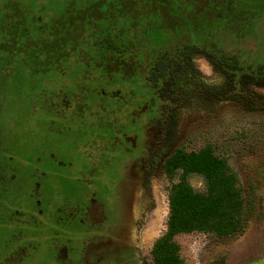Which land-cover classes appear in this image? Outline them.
Listing matches in <instances>:
<instances>
[{"label": "rangeland", "instance_id": "1", "mask_svg": "<svg viewBox=\"0 0 264 264\" xmlns=\"http://www.w3.org/2000/svg\"><path fill=\"white\" fill-rule=\"evenodd\" d=\"M186 44L196 51L174 60ZM204 50L264 65V0H0V264H125L109 254L120 239L97 238L84 206L93 194L120 214L123 189L100 184L91 162L118 164L132 146L156 151L130 264H154L177 182L204 191L167 162L202 148L233 174L246 221L234 234L171 232L176 255L264 264V84L235 86ZM151 64L157 80L144 79Z\"/></svg>", "mask_w": 264, "mask_h": 264}, {"label": "trees", "instance_id": "2", "mask_svg": "<svg viewBox=\"0 0 264 264\" xmlns=\"http://www.w3.org/2000/svg\"><path fill=\"white\" fill-rule=\"evenodd\" d=\"M206 53L216 67L232 74L235 86L246 80L251 84H264L263 64L252 69L242 66L235 55H222L218 50ZM167 162L171 167L178 165L193 172L205 185L201 192L180 181L172 187L167 230L152 245L154 264H183L169 241L171 232L201 229L218 235L240 233L246 218L241 222L242 198L233 174L227 170L223 159L208 148L188 154L177 151Z\"/></svg>", "mask_w": 264, "mask_h": 264}, {"label": "flooded vegetation", "instance_id": "3", "mask_svg": "<svg viewBox=\"0 0 264 264\" xmlns=\"http://www.w3.org/2000/svg\"><path fill=\"white\" fill-rule=\"evenodd\" d=\"M192 47V44L181 46V48H179V50L175 52L174 60L176 56H188L192 51H196L193 50ZM205 51L206 50H204L205 55L209 57V55ZM210 62L212 61L210 60ZM148 69V71H145L144 79H147V76L153 77L156 80L160 78L161 74L155 71L156 69L154 68L153 64H151ZM148 88H150L151 90V96L149 98L150 103L154 96L159 97V95L155 87L152 88L148 86ZM150 120L153 121V118H150ZM154 123L160 125L157 122ZM154 144H156V142ZM139 149V147L137 148L135 146H132L129 153L130 155L125 154L121 149V156L123 158L121 159V161H118V164L114 161L113 163L111 160L107 161L106 159H99L100 154H98L99 156H97V160L95 158V160L91 162L92 165L94 163L92 169H95L97 167L100 173V176L96 178L99 180L100 184H102L103 182H109L111 185L115 186L116 190L120 191V189H123V191L121 192H116L117 199L119 200L118 208L120 210V214L117 212L116 214H114V216L109 217L106 210L110 209L107 208V206L104 204L107 200L104 199L105 202L103 200L104 203L102 204V202H99L95 199L93 194L88 198V201L86 200V204L84 206V211L87 213L88 220L95 221L99 225V234L97 238L120 239V241H118L120 243H113L111 241L107 242L115 246V248L117 249V251L109 252V254L111 259L117 258L115 261H119V259L121 258L128 259V261L126 260L125 264H130V262L132 261V255L129 254L130 251H127L130 247L129 238H133V233L137 230L138 223L142 218V212L144 210L143 208H145L143 207L142 209H138L137 207L141 198L139 195V188L142 187V189H144V191L146 192V180L150 175L148 166L151 163L152 155L156 151L146 148L143 152L144 154H142V151H140ZM138 161H140V164L143 165L142 172H138V169L135 168L134 163ZM98 162L101 164H99ZM136 173H140V176L138 177ZM90 185H93V183H91ZM91 191H95L94 187L93 189H91ZM110 206L112 208L114 205L110 204ZM125 252H128V254H125Z\"/></svg>", "mask_w": 264, "mask_h": 264}, {"label": "crops", "instance_id": "4", "mask_svg": "<svg viewBox=\"0 0 264 264\" xmlns=\"http://www.w3.org/2000/svg\"><path fill=\"white\" fill-rule=\"evenodd\" d=\"M60 249L64 250V248H63V247H61V246H60Z\"/></svg>", "mask_w": 264, "mask_h": 264}]
</instances>
